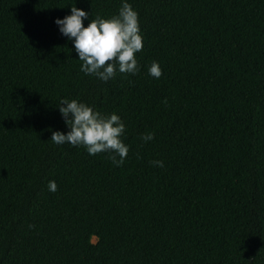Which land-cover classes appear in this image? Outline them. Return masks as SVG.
<instances>
[{
	"label": "trees",
	"instance_id": "obj_1",
	"mask_svg": "<svg viewBox=\"0 0 264 264\" xmlns=\"http://www.w3.org/2000/svg\"><path fill=\"white\" fill-rule=\"evenodd\" d=\"M123 2L137 73L85 75L55 20ZM73 99L120 117L122 165L51 141ZM0 264H264V0H0Z\"/></svg>",
	"mask_w": 264,
	"mask_h": 264
},
{
	"label": "clouds",
	"instance_id": "obj_2",
	"mask_svg": "<svg viewBox=\"0 0 264 264\" xmlns=\"http://www.w3.org/2000/svg\"><path fill=\"white\" fill-rule=\"evenodd\" d=\"M88 18L89 13L74 6L71 7V15L55 20L60 32L73 41L79 60L83 62L80 70L101 81L114 78L117 69L120 73H137L136 53L143 49V37L140 35L138 13L131 5L123 2L118 15L107 19L97 16L85 27L83 21ZM148 71L156 79L162 76L157 62H153ZM59 105H64L58 106L59 112L70 131L67 134L52 132L54 144L83 145L91 156L111 152L114 155L109 158L113 164H123L129 148L121 140L125 125L118 115L106 117L75 99L62 100ZM153 138L152 133L141 137L145 142ZM152 163L156 167L164 166L162 161ZM47 187L50 192L57 191L55 181H49Z\"/></svg>",
	"mask_w": 264,
	"mask_h": 264
},
{
	"label": "rangeland",
	"instance_id": "obj_3",
	"mask_svg": "<svg viewBox=\"0 0 264 264\" xmlns=\"http://www.w3.org/2000/svg\"><path fill=\"white\" fill-rule=\"evenodd\" d=\"M92 242H93V243L95 242V239H94V238L92 239Z\"/></svg>",
	"mask_w": 264,
	"mask_h": 264
}]
</instances>
